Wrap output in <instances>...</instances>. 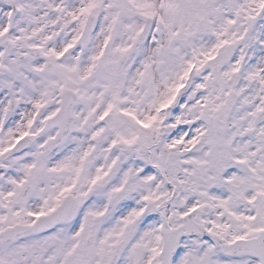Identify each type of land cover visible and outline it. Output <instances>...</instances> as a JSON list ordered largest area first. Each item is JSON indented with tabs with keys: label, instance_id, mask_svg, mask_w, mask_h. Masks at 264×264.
Listing matches in <instances>:
<instances>
[{
	"label": "snow or ice",
	"instance_id": "snow-or-ice-1",
	"mask_svg": "<svg viewBox=\"0 0 264 264\" xmlns=\"http://www.w3.org/2000/svg\"><path fill=\"white\" fill-rule=\"evenodd\" d=\"M0 264H264V0H0Z\"/></svg>",
	"mask_w": 264,
	"mask_h": 264
}]
</instances>
